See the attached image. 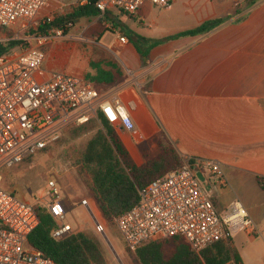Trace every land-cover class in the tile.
<instances>
[{
  "label": "crops",
  "instance_id": "1",
  "mask_svg": "<svg viewBox=\"0 0 264 264\" xmlns=\"http://www.w3.org/2000/svg\"><path fill=\"white\" fill-rule=\"evenodd\" d=\"M213 1L210 4L217 15L203 22L215 18L224 21L208 33L175 39H166L171 34L150 39L129 25L134 22L145 26L147 2L132 17L117 9L98 12L96 16L106 19L104 29L116 33L106 42L100 40L101 36L87 33L97 22L89 19L96 16L73 19L63 40L45 46V60L37 76L47 79L55 71L68 73L66 67L75 56L79 64L68 74L89 81L108 98L134 100L131 127L112 126L129 164H145L156 158L163 146L172 147L181 160H217L224 184L215 180L209 190L217 211L228 214L237 203L258 229L252 235L236 232L231 244L243 264H264V0L247 9L234 0ZM86 3L87 0H48L41 12L66 16ZM127 28L132 33H127ZM120 36L127 41L120 42ZM155 41L160 42L150 48ZM137 47L147 52L144 58ZM91 62L113 72L115 82L96 84L86 79L88 72L94 74ZM113 65L122 72L121 76ZM83 187L74 184L72 193L61 187L62 199L70 210L67 215L75 208L89 215L80 204L87 199L102 217L95 199L92 195L86 197ZM78 227V232H83Z\"/></svg>",
  "mask_w": 264,
  "mask_h": 264
},
{
  "label": "built area",
  "instance_id": "2",
  "mask_svg": "<svg viewBox=\"0 0 264 264\" xmlns=\"http://www.w3.org/2000/svg\"><path fill=\"white\" fill-rule=\"evenodd\" d=\"M241 2L242 0H234ZM48 0H0V46L18 44L0 54V264H57L28 242L39 224V209L55 222L51 237L62 240L78 232L66 220L70 211L62 199V188L50 177L42 194L29 202L1 185L2 172L56 142L70 124H85L101 113L111 126L131 127L134 100L108 98L89 81L63 71L47 79L37 76L45 60V46L64 37L60 27L40 32L38 26L52 19L41 16ZM169 8L175 0H96L100 14L117 9L129 17L144 3ZM71 25L64 24V27ZM119 41L125 43V36ZM197 172H200L201 181ZM213 177L224 184L220 163L214 159L184 157L176 169L138 190L139 201L114 218L127 248L134 252L147 241L180 236L200 254L236 232L256 234L258 229L246 210L233 204L220 214L204 184ZM94 229L105 236L106 224L82 199Z\"/></svg>",
  "mask_w": 264,
  "mask_h": 264
},
{
  "label": "trees",
  "instance_id": "3",
  "mask_svg": "<svg viewBox=\"0 0 264 264\" xmlns=\"http://www.w3.org/2000/svg\"><path fill=\"white\" fill-rule=\"evenodd\" d=\"M259 0H247L248 6ZM96 0H87V3L76 7L66 16L55 17L50 22L38 26L40 32L50 27H60L65 36L68 29L64 22L71 23L73 19L83 16H96ZM224 21V18H215L203 22L199 26L179 32L166 39H175L184 36H195L208 33ZM133 37V36H131ZM160 41L152 43L150 48ZM18 42H9L6 47L0 46V54L16 46ZM138 49V47H137ZM145 57L147 52H141ZM94 74L88 72L85 78L96 84H112L115 82L113 72L101 68L100 63H90ZM116 68L115 65L112 66ZM116 73L122 72L116 68ZM96 119L103 128L92 136L83 146L75 164L81 167L86 177L87 186L100 210L102 217L113 221L115 217L132 208L139 201L138 190L152 180L176 169L182 163L176 151L169 146L161 147L158 156L141 166L126 162V151L115 135L113 127L101 113ZM39 224L28 236L29 244L40 251L45 257L57 264H108L97 241L84 232H76L65 239L56 241L51 237L55 227L53 218L45 209H39ZM230 240V239H229ZM229 240H219L200 254H196L180 236L147 241L134 251L140 264H243L238 250L229 243ZM170 246L171 252L166 254L165 247Z\"/></svg>",
  "mask_w": 264,
  "mask_h": 264
},
{
  "label": "rangeland",
  "instance_id": "4",
  "mask_svg": "<svg viewBox=\"0 0 264 264\" xmlns=\"http://www.w3.org/2000/svg\"><path fill=\"white\" fill-rule=\"evenodd\" d=\"M213 2V0H180L169 8L157 7L146 3L143 21L145 26L138 23L134 24V22H129V25H133L138 29L137 31L144 33L150 39H160L165 34L173 35L179 31L196 27L203 23V20L217 15V11L210 4ZM241 2L243 4L242 8L251 7L248 6L247 0H242ZM41 11V16H49L51 19H54L55 15H57H43ZM89 20L97 22L87 29L88 34L97 37L101 36L100 40L102 42L114 38L115 32L110 29H104L103 23L106 21L104 17L96 16ZM86 24L88 22L84 26ZM65 27L71 28V25ZM127 29V33H132L129 28ZM72 33H75L74 30ZM62 38L55 39L52 43ZM96 39L98 40V38ZM78 64L79 60L72 56L66 67L67 72L71 73ZM100 131L103 132V128L96 118L90 119L85 124L68 125L56 142L50 144L44 150L28 156L22 163L12 168L4 169L1 185L23 199L32 202L42 194L47 180L53 177L58 180L64 190L70 193H72L74 184H82L85 186L83 187L86 193L85 196L90 198L92 194H90L86 185L87 179L82 174L81 167L75 164V160L78 158L85 143ZM210 182L211 184H204L207 192L214 187L212 184H214L215 178L211 177ZM76 199L79 200L80 196L77 195ZM101 218L106 224L105 236L95 231L91 216L85 214L82 208H75L66 216V220L73 228L79 225V230L97 241L108 264H140L134 252L130 251L125 245L114 221H107L103 217ZM231 240H229L230 244ZM165 251L166 254H169L171 247L166 246Z\"/></svg>",
  "mask_w": 264,
  "mask_h": 264
},
{
  "label": "water",
  "instance_id": "5",
  "mask_svg": "<svg viewBox=\"0 0 264 264\" xmlns=\"http://www.w3.org/2000/svg\"><path fill=\"white\" fill-rule=\"evenodd\" d=\"M197 176H198V178H199L201 181H203V177H202V175H201L200 172H197Z\"/></svg>",
  "mask_w": 264,
  "mask_h": 264
}]
</instances>
